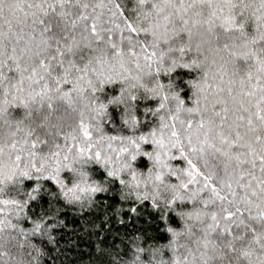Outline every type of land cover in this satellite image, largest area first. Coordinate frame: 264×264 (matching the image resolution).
<instances>
[{
  "label": "snow or ice",
  "instance_id": "obj_1",
  "mask_svg": "<svg viewBox=\"0 0 264 264\" xmlns=\"http://www.w3.org/2000/svg\"><path fill=\"white\" fill-rule=\"evenodd\" d=\"M0 264H264V0H0Z\"/></svg>",
  "mask_w": 264,
  "mask_h": 264
}]
</instances>
